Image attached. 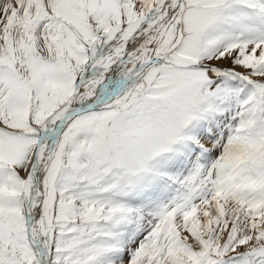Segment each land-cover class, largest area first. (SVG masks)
<instances>
[{
  "label": "snow or ice",
  "instance_id": "snow-or-ice-1",
  "mask_svg": "<svg viewBox=\"0 0 264 264\" xmlns=\"http://www.w3.org/2000/svg\"><path fill=\"white\" fill-rule=\"evenodd\" d=\"M0 264H264V0H0Z\"/></svg>",
  "mask_w": 264,
  "mask_h": 264
}]
</instances>
